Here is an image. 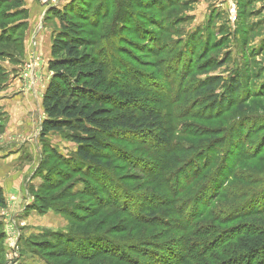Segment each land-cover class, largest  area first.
<instances>
[{"label":"rangeland","instance_id":"374dc122","mask_svg":"<svg viewBox=\"0 0 264 264\" xmlns=\"http://www.w3.org/2000/svg\"><path fill=\"white\" fill-rule=\"evenodd\" d=\"M53 1L44 5L53 7ZM63 1H55L59 10ZM82 5L93 51L123 71L128 88L142 92L147 106L160 113L167 142L158 147L144 136L123 134L115 142L120 153L109 155L111 169L65 165L76 150L68 133L40 136L38 96L51 74L38 53L39 65L31 68L30 44L55 22L40 14L15 75L34 107L7 132L31 133L12 140L30 144L25 164L36 165L37 179L29 190L31 207L49 214L27 230L24 218L16 222V263L231 264L230 254L217 258L237 240L225 239L244 238L264 225V0ZM5 62L0 66L8 71ZM5 121L0 109V125ZM154 191L164 199H150ZM151 204L165 207L149 216ZM9 221L0 216V264L11 249Z\"/></svg>","mask_w":264,"mask_h":264},{"label":"trees","instance_id":"16d2710c","mask_svg":"<svg viewBox=\"0 0 264 264\" xmlns=\"http://www.w3.org/2000/svg\"><path fill=\"white\" fill-rule=\"evenodd\" d=\"M72 2L61 10H52L59 28L51 36L47 63L51 77L42 96L44 118L40 136L43 139L52 132L68 133L67 139L76 146L73 156L65 164L68 167L76 163L85 169H111L109 155L120 153L115 142L123 134L144 136L158 147L165 144L164 120L159 112L147 106L148 102L140 96L142 92L128 88L123 71L111 67L93 51L95 42L85 38L82 27L84 0ZM21 5V0H0V24L9 22L0 28V47L6 44L12 46L11 50H0V63L9 61L17 64V57L23 54L26 24L21 22L24 18L23 12L18 10ZM4 75L6 72L0 66V88L7 80ZM3 127L4 124L0 125V131ZM117 159L122 160V157ZM158 184L162 182L158 180ZM154 198L164 199V195L154 191L150 199ZM151 203H154L153 200ZM2 204L0 191V206ZM151 205L154 207L151 208L153 212L150 210L147 214L149 216L158 211L162 213L161 209L165 207ZM237 235L225 239V242L229 239L228 243L234 237L237 240L231 244L232 248L221 249L217 258L230 254L229 258L234 259L231 264L242 258L244 263L237 264H251V261L264 264V225L244 234V238L238 239ZM239 250L245 253L244 257L238 254Z\"/></svg>","mask_w":264,"mask_h":264},{"label":"crops","instance_id":"0c3cea01","mask_svg":"<svg viewBox=\"0 0 264 264\" xmlns=\"http://www.w3.org/2000/svg\"><path fill=\"white\" fill-rule=\"evenodd\" d=\"M21 1L22 5L18 10L23 12L24 18L21 22L26 24L23 39V54L21 56L23 58L17 57V59H19L17 64L10 63L9 61L5 62L6 65L11 66V69L8 70L11 72V75L0 88V109H2V112H6V121L3 130L0 131V139H2L0 141V191L3 200V204L0 206V216L6 219H14L16 222L20 218H24L26 220V227L24 229H26L27 226L32 224V221L40 219L43 216H48L49 213L40 216L31 207L34 198L31 196L29 190L32 186L36 185L37 179H35V163L34 167H32L31 163L25 164V148L29 143H19L12 140L14 137L18 138L20 136L28 138L31 133L17 132L11 134L7 132L8 127L13 128L12 124L17 123L18 120L23 117L26 118L27 111L34 107L33 104L35 101L33 96L29 94L28 89L24 86L23 88L17 83L18 80L15 75L21 67L20 63H22L26 57V43L30 34L35 30L37 24H39V16L42 13H44L45 16L47 15L46 17H48V14L52 15L53 21H55L53 28L45 26L37 37V53L46 60L44 67L47 69V63L50 59L51 36L53 31L57 30L55 28L58 27V21L55 14L52 12L54 7H51V5L45 6V0ZM69 2L70 0H65L60 5L63 8ZM45 24H47L46 21ZM8 71L6 70L5 72L9 77ZM47 83L48 81L46 85ZM44 90L45 87L39 92L40 95L38 96V98H40V100H38L40 107L42 106ZM34 92L36 93V91ZM9 94L15 96L10 97ZM39 142V145H41L42 140ZM39 151L42 152V145ZM28 220L29 222H27Z\"/></svg>","mask_w":264,"mask_h":264},{"label":"built area","instance_id":"2783aa9c","mask_svg":"<svg viewBox=\"0 0 264 264\" xmlns=\"http://www.w3.org/2000/svg\"><path fill=\"white\" fill-rule=\"evenodd\" d=\"M55 1L56 0L53 1L52 6L54 8H57L58 5H57V3H55ZM37 35H34L31 38V44H30V46H31L30 58L33 61L31 68L34 66L33 67L34 69L39 65V63H38L39 59L37 57V48H38ZM16 226H17L16 221L14 219H10L8 226H7L6 235L9 237V243H10L11 249L9 251V254L6 256L5 264H17L16 262H17V257H18V254H17L18 248H17L16 241H17V237L19 234L16 230Z\"/></svg>","mask_w":264,"mask_h":264}]
</instances>
